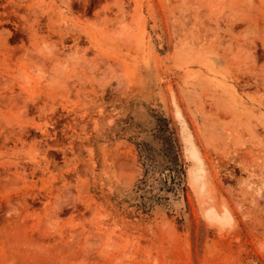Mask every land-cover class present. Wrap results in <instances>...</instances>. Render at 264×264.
I'll return each mask as SVG.
<instances>
[{
    "label": "rangeland",
    "instance_id": "374dc122",
    "mask_svg": "<svg viewBox=\"0 0 264 264\" xmlns=\"http://www.w3.org/2000/svg\"><path fill=\"white\" fill-rule=\"evenodd\" d=\"M0 264H264V0H0Z\"/></svg>",
    "mask_w": 264,
    "mask_h": 264
},
{
    "label": "trees",
    "instance_id": "16d2710c",
    "mask_svg": "<svg viewBox=\"0 0 264 264\" xmlns=\"http://www.w3.org/2000/svg\"><path fill=\"white\" fill-rule=\"evenodd\" d=\"M157 136L161 141L159 152L155 153L146 146H140V157L149 164L153 171H160L166 181H170L173 189L184 190V163L181 147L167 118H159Z\"/></svg>",
    "mask_w": 264,
    "mask_h": 264
}]
</instances>
